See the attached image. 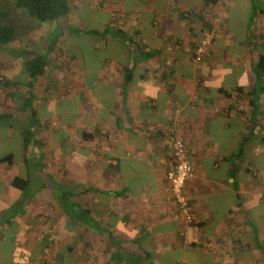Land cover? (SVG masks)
<instances>
[{
  "label": "crops",
  "instance_id": "0c3cea01",
  "mask_svg": "<svg viewBox=\"0 0 264 264\" xmlns=\"http://www.w3.org/2000/svg\"><path fill=\"white\" fill-rule=\"evenodd\" d=\"M80 1L67 17L99 30L85 34L101 54L92 73L75 53L53 51L30 89L28 57L0 54V147L12 138L19 147L12 164L0 163V264H95L111 237L128 264L145 254L154 264H264V0ZM60 28L50 26V40ZM210 29V54L196 62ZM83 94L80 122L42 119L34 106ZM32 110L36 142L26 152ZM176 138L194 170L185 186L193 224L167 180ZM25 157L27 196L12 185ZM74 202L89 211L81 225L65 212Z\"/></svg>",
  "mask_w": 264,
  "mask_h": 264
},
{
  "label": "trees",
  "instance_id": "16d2710c",
  "mask_svg": "<svg viewBox=\"0 0 264 264\" xmlns=\"http://www.w3.org/2000/svg\"><path fill=\"white\" fill-rule=\"evenodd\" d=\"M14 2L15 6L19 9H24L28 17L32 19H36L41 22L48 21H60L62 18L67 17L70 14V0H11ZM214 0H205L206 3H210ZM255 8L252 10V16L255 15ZM14 15L10 12L0 8V44H7L18 37L23 36L25 39L24 42L26 46L29 45L28 41V33L32 31L33 28L26 31L24 35H21L20 25L15 23H10L12 21ZM26 16V15H25ZM27 17V18H28ZM34 27V26H33ZM84 34L97 35L99 34V30L97 28L89 29L82 28L79 29ZM59 36V35H58ZM56 39H52V41L48 44V49L45 52H37L36 50H26L24 55L28 57L25 62V69L28 73V77L30 78L26 83V86L33 88L36 78L43 75L47 69L49 64V54L55 51V42L59 37H55ZM256 72L259 75H264V53L260 54L258 64L256 66ZM8 84L12 86H17L19 82L17 81H8ZM32 100L26 99L25 104L31 103ZM33 114L29 119L28 126L25 130V139H26V147L25 151L27 152L29 147L36 142L35 139V126L37 124L36 113L35 110H32ZM14 159L13 152L2 156L0 158V163H8L12 164ZM25 166H26V174L25 175H16L12 180V185L16 188L20 189L24 196H27L29 191L30 184V160L25 157ZM66 190H61V199L66 197ZM66 205V202L63 203V207ZM70 206L65 208V212H67L70 219H72L76 224H82L87 222V212L88 210H82L78 203L69 204ZM66 207V206H65ZM106 244V253L105 259H103L99 263L95 264H128V259L131 257V254L123 249L122 243L115 237H111L110 239L105 240ZM149 254H145L144 260L136 262L134 264H154L153 261L148 256ZM184 264V263H182Z\"/></svg>",
  "mask_w": 264,
  "mask_h": 264
},
{
  "label": "rangeland",
  "instance_id": "374dc122",
  "mask_svg": "<svg viewBox=\"0 0 264 264\" xmlns=\"http://www.w3.org/2000/svg\"><path fill=\"white\" fill-rule=\"evenodd\" d=\"M85 0H81L79 4L84 3ZM98 0H93L90 5L96 6L95 4H98ZM77 4V5H79ZM0 8L10 12L13 16L12 21L10 23H15L20 25L21 28V35H24L26 31L30 30L32 31L28 33V41L29 45L26 46L25 44L27 42L25 41L23 36H21V44L20 41H12L7 44H0V54L2 53H9L14 58H25V51L26 50H36L37 52L42 53L44 49L47 47V45L52 41V39H56L55 35L53 34L51 37V40L49 39V33H50V26H54L56 23L61 26V30L63 31V34L59 39H57V42H55V52L59 53L64 52V54H73L76 55V60L73 61L75 65L83 66L86 65V68L91 70V73L97 68L99 56L101 54L97 49L93 48V44H95L94 38L89 39L90 36H86L85 34L81 32L78 28L83 25L81 23V19L79 18V21L72 22V16L67 18H62L60 21H48V22H41L36 19H32L28 17L26 14V11L24 9H19L15 6L14 2L11 0H0ZM86 10V8L84 9ZM77 13L75 12L74 15ZM26 15V16H25ZM96 15V14H95ZM28 17V18H27ZM86 24H94L97 21V18L95 20L93 18L85 20ZM103 20L100 22L102 23ZM88 24V25H89ZM42 25V26H39ZM70 25V27H69ZM34 26V27H33ZM35 26H39L40 28H35ZM79 26V27H78ZM87 25H84V27ZM90 26V25H89ZM77 27V28H76ZM60 33V30H59ZM96 40V39H95ZM14 43V45H13ZM20 44L21 46H18L17 44ZM42 45V46H41ZM79 52V53H76ZM110 51H107L104 55H108ZM62 55V54H61ZM61 55L59 57H61ZM102 57V58H103ZM100 57V61L102 60ZM82 60V61H81ZM99 61V62H100ZM76 67V66H75ZM28 74V73H27ZM88 75V73H87ZM96 87V86H95ZM83 95H74L72 97V101L68 99L63 100L60 104H52V101L50 104H46L45 102H39L36 105L38 113L41 115L40 118L47 119L51 121H59L62 119L63 122H69V121H78L80 122V109H81V99ZM96 95L95 93L93 94ZM87 96V95H86ZM92 104H96L95 100H89ZM32 104V102L30 103ZM13 121L10 120L9 124H12ZM21 126L23 127L26 122L21 121ZM27 126V123H26ZM9 136V135H8ZM11 137V136H9ZM16 139L12 138V141L10 144L6 145L5 147H0V155H6L10 151H15L18 149V141H15Z\"/></svg>",
  "mask_w": 264,
  "mask_h": 264
},
{
  "label": "built area",
  "instance_id": "2783aa9c",
  "mask_svg": "<svg viewBox=\"0 0 264 264\" xmlns=\"http://www.w3.org/2000/svg\"><path fill=\"white\" fill-rule=\"evenodd\" d=\"M216 30L210 29L204 32L197 40L194 50V59L201 63L209 54L214 43ZM173 167L167 173V180L170 183L171 193L177 202L179 209L188 224H193V210L185 186L194 175L190 162L189 149L181 138H176L172 144ZM184 264H191L184 262Z\"/></svg>",
  "mask_w": 264,
  "mask_h": 264
}]
</instances>
